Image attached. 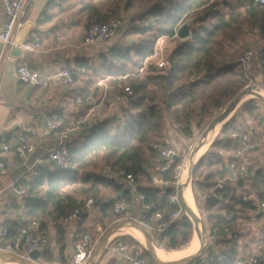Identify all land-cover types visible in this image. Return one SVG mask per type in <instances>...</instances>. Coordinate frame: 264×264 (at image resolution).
Instances as JSON below:
<instances>
[{"label": "trees", "instance_id": "trees-1", "mask_svg": "<svg viewBox=\"0 0 264 264\" xmlns=\"http://www.w3.org/2000/svg\"><path fill=\"white\" fill-rule=\"evenodd\" d=\"M140 2L151 5L145 14L153 17L154 22L151 26L136 27L137 34L141 35L139 42L101 53L96 62L80 59L74 64V68H85L96 79L110 78L115 91L130 87L134 91L130 109L135 113L128 114L130 120L122 126H113L119 119L117 116L96 123L76 141H72L69 144L71 165L68 170H60L48 163L36 167L29 180L17 182V187L29 186L30 191L24 196L23 211L18 220L7 218L0 221V233L3 229L8 230L7 237L2 239L5 248H10L19 230L33 221L40 222L43 234H47L48 224H53L61 243L64 238L60 222L75 209H81L90 198L102 211V224H112L116 220L112 212L114 203L122 199L128 202L133 195L124 189L123 181L106 171V167V175L97 173L100 158L113 173L125 170L132 174L135 178L134 192L138 196L144 195L147 202L156 203L158 210L168 219L179 210V207L168 202L175 190L169 186H154L153 177L173 185L177 181L176 169L181 166V159H175L169 169L162 172L160 167L163 163L159 152L152 147L151 138H163L169 124L184 123L190 118L196 119L197 127H201L215 111L224 109L231 99L245 89L254 76H264V5L256 0H245L243 10L237 8L240 2H230V11L223 6L228 1L224 3L221 0H175L167 4L161 0H108L104 4L89 0L81 8L80 15L91 24L123 20L122 14L134 9ZM191 19L195 22L192 38L177 39L175 36L179 27ZM149 32L152 33L151 38H141ZM159 35H170L177 39L176 47L168 56L166 68L144 76L128 75L127 65L138 68L152 53ZM246 35L253 36L255 45L258 44L248 70L238 63L239 58L247 52L240 55L241 50L248 47L241 44ZM261 42L263 45H259ZM238 45L240 49L236 50L235 46ZM89 93L85 89L81 95L87 97ZM254 103L255 99H250L240 106L193 168L194 190L205 198L210 197L203 200L201 213L205 210L210 214L215 210L218 212L217 215H208L210 236L217 238L216 243L226 242L230 233L236 235L241 213L257 211L258 208L257 201L251 199V192L244 191L242 179L232 183L227 181L230 164L236 161L232 153L239 148V142L232 139L230 134L242 132L241 128L246 126L252 134L257 135V128L248 121H264V113ZM193 132L189 127L184 130L190 138ZM221 181H224V185L219 188ZM145 182L147 185H143ZM262 183L264 171L256 174L252 191L259 193ZM44 186L47 192L46 197L42 198L39 193ZM106 191L124 195L106 203ZM213 192L219 199L212 197ZM8 206L20 212L15 200ZM183 211L170 229L159 235L158 247L175 251L190 242L193 223L185 209ZM225 229L229 233H225ZM122 239L131 247L141 246L132 237ZM50 244L49 241L48 248L42 253L41 263L55 260ZM205 253H208V259H213L212 263L198 257L192 261L193 264H237L240 260L234 249L224 252L226 259L223 262L218 261L212 249L206 247ZM60 257L62 264L70 263L62 247ZM145 257L148 264H157L148 251ZM256 260L257 264H264V245Z\"/></svg>", "mask_w": 264, "mask_h": 264}, {"label": "crops", "instance_id": "crops-1", "mask_svg": "<svg viewBox=\"0 0 264 264\" xmlns=\"http://www.w3.org/2000/svg\"><path fill=\"white\" fill-rule=\"evenodd\" d=\"M88 1L30 0V6L26 16V28L25 31L20 34V37L24 38L32 45L39 43L40 47L36 48L34 51L12 49L10 51V58L2 67L0 77V146L3 138H5L11 146H13L17 142L19 137L23 136L29 143H32L36 147V150L27 159L19 157L14 151L7 155L6 158L12 159L14 161V165L12 167H7L4 170H0V221H4L7 218L11 220H18V216L21 215L23 211L22 209L24 205V197L18 196L14 191L15 187H17V182L21 180H29L36 167H42L48 163L53 164L45 158V154L50 149L54 148L57 145L58 141L55 134L46 128L44 123L45 117L58 116L66 122H71L87 115L89 111L97 105V107L95 108V111L98 112L97 117L95 116L97 119L92 121V118L90 119V121H92V123L95 125L96 123L102 122L106 119H113V116H117L119 117V119L114 122L113 126L118 127L122 126L125 122L123 119H121L123 116L125 117L130 113H135L134 110L130 109V101L127 105H121L114 110L110 109L107 101L101 102L100 98L104 91V86L100 85V82H107V84L111 86L110 78L106 77L104 79L98 80L94 76H92L90 72L85 68H83L85 69V73H82L80 69L74 68V64L77 60L89 59L92 62H96L98 61L99 54L108 52L109 50L116 47L113 44L117 40H111L112 42L105 41L97 43L94 46H86L84 44V38L88 29V22L86 19H83L81 17L80 10ZM5 20L6 16L4 14V6L0 1V23H3ZM108 42H111V44H108ZM124 45L129 44L124 43ZM1 52L2 44L0 43V54ZM20 64L26 65L29 68L49 77H53L59 74L61 71L67 69L77 76L78 83L75 87H66L59 84H51L47 88L29 87L21 83L16 75V68ZM132 69V64H128V74L132 71ZM260 77L261 79L263 78V76ZM262 80L264 81V79ZM85 89L86 91L89 90L90 92L87 97L81 95L82 91ZM262 92L264 93V90H262ZM94 93H97V96H94ZM91 97H93L92 99H94V101H97L96 105H94L92 101L88 100L91 99ZM80 98L83 99V102H79ZM245 101L246 99L241 103H244ZM261 103L264 106V103L262 101ZM237 108L235 110H237ZM197 125L193 130L194 132L197 129ZM220 130L221 127H218L214 132L215 134L217 133L216 137L219 135ZM80 135L82 134L79 133L77 136H75L73 138V142L76 141L80 137ZM192 139L193 137H187L184 133V130H179L177 124H174V126H170L166 129L163 139L160 143L164 146H168L174 149L179 154V158L182 159V156L187 154V148L192 143ZM215 139L213 140V142L215 141ZM256 142L258 143V141ZM235 152L232 153V156H234ZM254 153V171L252 172V175L248 177V182L246 183V185L244 184V182L243 184L244 191L251 192V199L257 201L258 212L252 211L249 213H241V215L248 214L246 218H250L251 216L258 217V215H260L261 212L264 211L260 209L261 199H263L260 191L259 193H255L252 191L253 181L256 174H258V172L264 171V150L257 149ZM0 156H2L1 151ZM39 157L43 159L42 164H37L36 162ZM53 166L56 167L54 164ZM154 178H159L153 177V185L156 186L154 184ZM227 181L232 183L237 182L238 180ZM122 185L125 190L131 191L130 193L133 195L130 201H128L131 205V215L134 217H140L141 215H143L144 211L142 208V203L139 200V196L134 192L135 186L131 187L125 182H123ZM143 185H147V183L145 182L143 183ZM162 186H169L173 188V190L176 189L172 184ZM190 187L191 195H193L192 203L189 202V193H187L186 201L190 206L192 212L197 215V218L200 220V214L199 211H197L200 209H197L195 206V190L192 183ZM46 192L47 188L45 186L42 187L39 196L45 198ZM176 193L177 190H175L174 194ZM109 194L111 195L110 198H113L112 200H117L119 199V197H122L124 195V193L121 192L120 194L109 192ZM180 194L182 195V193ZM207 198L209 197H203V200ZM13 200H15L20 207L19 213L17 209H11L8 206V204ZM112 200L107 199L106 203ZM96 209L99 210L98 214ZM205 212L208 215H217L218 213L216 210L211 214L206 210ZM102 218L103 214L100 207L95 206L90 216H80L69 227H64L61 221L60 226L63 230L62 236L64 238L61 243L58 238V231L55 229L53 224L49 223L45 231L47 234L45 235L48 236L51 243L50 247L55 254V260L53 262L62 264L60 257V249L62 247L64 248V255L66 260L71 263L73 253L75 251V245L82 235L88 233L94 238L95 241L98 242L96 252L91 261V264H124L121 263L117 259V257L106 253L104 252L105 250H103V246L107 242L106 240L111 235V233L107 232V234L103 237L105 232H102ZM97 220L98 222L96 223ZM91 221H93L94 224H90ZM202 223V229L205 228L206 232V247L212 249V251L217 256L225 254V251L234 249L237 253L238 258H240L238 262L242 261L243 264H252V260L257 259L252 258L254 257V255L252 254L251 248L249 247L247 242V237L249 236H244V234H242V232H244L243 229L239 230L238 228L236 235L230 233L226 242L216 243L217 238L209 237L211 223L209 221H207V223H204L202 221ZM208 228L209 231L207 230ZM100 229H102V231H100ZM95 233L96 237L98 235L100 237L96 238ZM145 233L147 234L148 239L157 249L156 252L160 249L161 251H165L172 258V261H170L169 263L179 262L193 256H182L185 249L187 248L185 246H188L193 240L197 241V251L200 248V238L198 234L194 235V226L193 235L190 242L183 246L184 248L181 247L183 248V250L181 248H179L181 250L177 249L179 254L172 256L169 253L172 254L177 251L166 250L162 247L157 246L159 237L157 233L153 231H147ZM114 236L112 238H114ZM128 236L132 237L130 235H122L121 237L129 238ZM153 236H155L154 241H152ZM132 238L136 240L134 237ZM136 241L139 242L138 240ZM140 244L142 247H147V245H144L142 243ZM41 259L42 255L40 257V261Z\"/></svg>", "mask_w": 264, "mask_h": 264}, {"label": "built area", "instance_id": "built-area-1", "mask_svg": "<svg viewBox=\"0 0 264 264\" xmlns=\"http://www.w3.org/2000/svg\"><path fill=\"white\" fill-rule=\"evenodd\" d=\"M4 6V14L6 20L0 23V43L2 44V52L0 54V77L1 70L5 62L10 58V51L12 49H21L26 51H34L36 48L40 47L39 43L35 45L30 44L24 38L20 37V34L25 31L26 28V16L30 6V0H0ZM56 1V0H52ZM228 1V0H224ZM262 5H264V0H256ZM125 23L121 19L111 20L106 23H93L91 24L84 38V44L86 46H94L97 43L116 40L120 37L122 31L124 30ZM178 37V33L176 36ZM166 37H158L155 40L154 48L152 53L146 57L141 65L131 71L128 75L144 76L151 73L161 72L168 65V56L165 45ZM192 35L188 39H191ZM254 59V52L247 51L239 58V65L247 70ZM82 73H85V69H81ZM16 75L21 83L29 87L35 88H47L51 84H59L66 87H75L78 83L77 76L70 70H63L59 74L49 77L29 68L26 65L20 64L16 68ZM264 79V77H263ZM100 85L104 86V91L100 98L101 102L107 101L110 109H117L121 105H127L131 98L134 96V91L130 87H125L115 91L109 84L100 82ZM264 90V86H263ZM88 99L92 101L94 105L97 101L94 99ZM79 102H83V99H79ZM256 107L259 104L254 103ZM93 109L85 116H82L74 121L66 122L58 116L45 117L44 123L46 128L53 132L57 138V145L50 149L46 154L45 158L52 162L60 170H68L71 165V154L69 150V144L73 141V138L79 133L83 134L85 131L91 129L94 124L93 120H96L98 112ZM96 116V117H95ZM93 118V119H92ZM92 119V121H90ZM125 122L130 120V116H123ZM92 123V125H91ZM197 120L190 118L187 122L178 123L177 127L179 130H185L188 127L192 130L195 129L197 125ZM231 138L239 142V148L234 153L236 159L235 162L230 164L229 167V177L227 180H238L248 178L252 175L255 168V161L252 158V154L258 149L259 145L254 141L251 136L245 132H232L230 134ZM192 143L187 148V154L193 153L197 146L196 133L193 132ZM153 149L159 152L160 161L163 163L160 167L162 172L169 169L173 161L179 158V154L172 148L162 145L160 142L154 143L152 145ZM36 150V147L29 143L25 137H19L17 142L11 146L5 138L2 139L0 146V151L2 156H0V170H4L7 167H12L14 161L10 158H6L12 151H14L19 157L27 159ZM186 154V155H187ZM186 155L182 156L185 158ZM37 164H42L43 159L38 158L36 160ZM193 162V161H191ZM179 170L180 166L176 169V182L173 184L177 190L176 194L169 196V204L179 207V210L172 213L168 219L165 218L164 214L158 210L156 203L147 202L144 195L139 196V200L142 203L143 215L140 217H134L131 215V205L126 200H117L113 205V214L116 220L112 223L115 225L111 228L112 231L118 229L122 226L128 227H139L145 232L153 231L158 234V236L164 233L166 230L176 222L183 214L184 202L182 201V195L180 194L181 187L179 183ZM106 171L110 173L113 177L119 178L121 181L127 183L131 187L135 186V178L132 174L127 173L125 170L113 173L111 168L106 166ZM189 176V175H188ZM190 182V178H189ZM154 184L156 186L167 185L161 179L154 178ZM224 181H221L219 188H222ZM260 194L263 197V201L260 203V209L264 210V183L259 186ZM15 193L18 196L24 197L29 194L30 187L22 186L15 187ZM212 197L219 199V196L213 192ZM95 207V200L93 198L88 199L81 209H75L71 214L64 217L62 220L64 227H69L73 224L80 216H90ZM187 214V213H186ZM188 216V215H187ZM110 230L109 233H112ZM102 231V229H100ZM104 233V231H102ZM225 233H229L228 229L224 230ZM216 233V230H214ZM8 230L3 229L0 233V252H8L17 257H20L24 262L29 264H41L40 258L34 260L31 258L30 254L34 251H39L42 253L48 248L49 238L47 235L41 233L40 222L33 221L29 225L21 228L17 235L15 236L13 243L10 248H5L3 246V238L7 237ZM111 236V235H110ZM106 240L103 250L109 253L124 264H148L145 257V252L148 251L147 247H131L128 243L123 241L121 236H116ZM211 238V236H209ZM207 239V238H206ZM97 241L88 234L82 235L75 245V251L73 253L70 264H91V261L95 255L97 248ZM154 246V245H153ZM155 248V246H154ZM203 260L212 263L213 259L209 258L207 254L204 253L200 256ZM226 256L222 254L218 256V261H225ZM175 264H193V262H181ZM237 264H243L242 261ZM252 264H257V260H252Z\"/></svg>", "mask_w": 264, "mask_h": 264}, {"label": "rangeland", "instance_id": "rangeland-1", "mask_svg": "<svg viewBox=\"0 0 264 264\" xmlns=\"http://www.w3.org/2000/svg\"><path fill=\"white\" fill-rule=\"evenodd\" d=\"M107 1L108 0H96L97 3H102V4L106 3ZM161 1H164V3L167 4L169 1H175V0H161ZM221 1H223L225 3L224 0H221ZM236 1L240 2L239 5L237 6V8L243 10V7H244L243 5H244V1L245 0H228V2H226V4L223 5L225 10L226 11H230L231 10V4L236 2ZM230 2H232V3H230ZM150 6H151L150 4H145V3L140 2V3H138V5L134 9L122 14V18H123V21L125 23V27H124V30L122 31L120 37L118 39H116L117 41L114 42V44H113L114 46L120 47V46L124 45V43H128L129 45H133L134 43L140 41L139 40V36H141V35L137 34L136 31H138V30L136 29V27L151 26L153 24V22H154V18L153 17H148L145 14ZM191 20H193V19H191ZM91 23L92 22L88 23V27L90 26ZM194 26H195V22H194V25L191 27V31H192V28ZM151 37H152V33L149 32V34H146L144 37H141V38L148 39V38H151ZM158 37H166L165 38V40H166L165 45H166L167 52H168L167 56H170L172 51L176 47V44H177L176 41H177L178 38L176 39L175 37H171L170 35H159ZM111 42H108V44H111ZM255 42L256 41L254 40L253 36H251V35L244 36L242 38L241 44H242V46L247 45L248 47L245 50L242 49L241 52H240V55L246 50L247 51L251 50L254 53H256L258 44L255 45ZM259 45H263V43L261 42ZM100 49H102V48H100ZM235 49L236 50L240 49V45L235 46ZM132 68H133L132 71H135L133 65H132ZM262 79H261L260 75L259 76H254L252 78V80H250L249 85L245 89H243L235 98L231 99L224 109H220V110L215 111L211 118L206 119L201 124V127H199V126L197 127V129L195 130L196 137L198 138L197 145L201 142L202 139H204L206 133L208 132L209 128H211L213 123L219 117H221V115H223L225 113V111L237 100L238 97L241 96L240 100L242 101V97L245 94H247L249 90H255L260 96L264 97L263 96L264 93L262 92L263 86H264V81ZM98 80H100V79H98ZM250 99H255V101L259 104V106H258L259 111L261 113H264V106L261 103L262 100H260V99H258L257 97L254 96V97H250L246 101H248ZM242 104L243 103H241L239 105L237 110L240 108V106ZM248 123L252 127L255 126V128H257V132H256L257 135L256 134H252L250 129H247L246 126H243L241 128V131L247 132V134H249L251 137H253L254 140L258 141V143H259L258 150H261V149L264 150V121L260 122V120L250 119L248 121ZM170 126H174V124H169L168 128ZM162 139L163 138H154V139L151 138V143L154 144V143L161 142ZM196 148H197V146H196ZM196 148H195V150H196ZM194 151H193V153H194ZM254 155H255V153L252 154V158L255 161ZM191 157H192L191 153H188L185 158L181 159V166H180V170H179V174L180 175H182V173H184L185 170L188 171V174H190L191 169H192V174H193V168H194V165L197 163V159L195 160V158H194L193 162H191L192 161ZM106 166L107 165H106V162L104 161V159L100 158L98 160V166H97V169H96L97 173L101 174V175H106L105 174L106 173L105 172V167ZM143 180H145V179H143ZM242 181L246 185V183L248 182V178H244ZM110 197H111V195L109 194V192L104 193V198L105 199L112 200L113 198H110ZM194 198H195V206H196V208L197 209L203 208L204 207L203 196L201 195V193L198 190H195ZM200 210H198L199 214H200V220L203 221L204 223H207V221H209L208 220V214L205 211H203V213H201ZM96 211H97V214H98L99 210L96 209ZM247 216H248V214L247 215L243 214V215L239 216V219H238L239 230L243 229L244 232H242V234H244V236H249V237H247L248 238L247 242H248L249 247L251 248L252 254L254 255V257H252V258H258V256L260 255V251H261V249H262V247L264 245V211L261 212V214L258 217H253V216L250 215L251 216L250 218H246ZM97 222H98V220L96 221V223ZM90 224H94V222L91 221ZM113 226H115V225H112L109 222L108 223L106 222L104 225L101 224V227L103 228V231L105 232L103 237L107 234V232L108 233L110 232V230H111V228ZM207 230L209 231V228ZM93 232H95V231H93ZM122 235L124 236V234H122ZM122 235H119V236H122ZM95 237H96V233H95ZM97 237H100V236L98 235ZM103 237H101V238H103ZM114 237H116V235ZM154 239H155V236H153L152 241H154ZM183 248H181V249H183ZM181 249H179V250H181ZM175 251H177V252H174V251H167V252H174L172 254L169 253L170 255L179 254L178 250H175ZM41 264H57V263H55V262H51V263L42 262Z\"/></svg>", "mask_w": 264, "mask_h": 264}, {"label": "bare ground", "instance_id": "bare-ground-1", "mask_svg": "<svg viewBox=\"0 0 264 264\" xmlns=\"http://www.w3.org/2000/svg\"><path fill=\"white\" fill-rule=\"evenodd\" d=\"M255 94H258L256 91H254V93H247L242 97V101H244L245 99H249L250 97H254ZM264 96V95H263ZM241 101V102H242ZM240 105V104H239ZM238 105V106H239ZM235 109L233 111H231L229 113V115L227 117H223V115H221V117H219L216 122L213 124L214 129L211 130L212 132H210L208 134V136L204 139V141L202 142L201 147L198 149V152L196 153L195 156V160L202 157L205 152L209 149L210 145L213 143V140L216 137V134L214 133L218 127H223V125L233 116V114L235 113ZM188 171L185 170L184 173H182V175L179 176V183H180V187H181V193H182V201L185 203V205L187 206L188 210L193 214V217H191V220L193 222V226H194V235L198 234L199 238H200V248L197 251V241L193 240L188 246H186L187 248L185 249L184 253L182 254V256H188V255H193L189 258H192L194 256H196L200 250L202 249V245H203V231H202V225L200 223V220L197 218V215H195L190 206L187 203V193H189V202L192 203V196L191 195V187H190V183H189V176H188ZM194 211V210H193ZM198 211V210H197ZM140 234H139V232ZM130 235L132 237H134L136 240H138L140 243L147 245V241H146V237L144 235L143 232H141L140 230L134 228V227H128V226H122L119 227L118 229L114 230L110 236V238L112 239V237L114 235ZM156 248H154V254L156 256V258L164 263V264H175V263H181L182 261H185L187 259H184L182 261L179 262H171L172 258L165 252V251H161L159 249V251L156 252ZM183 250V249H182ZM197 251V252H196ZM195 253V254H194ZM172 256V255H171ZM182 258V257H181ZM168 262V263H167ZM0 263L1 264H18L16 261H12L8 258L5 257H0Z\"/></svg>", "mask_w": 264, "mask_h": 264}, {"label": "water", "instance_id": "water-1", "mask_svg": "<svg viewBox=\"0 0 264 264\" xmlns=\"http://www.w3.org/2000/svg\"><path fill=\"white\" fill-rule=\"evenodd\" d=\"M193 25H194V20H188V21H186L184 24H182V25L179 27V29H178V38L181 39V40L188 39V38L190 37V35H191V27H192ZM254 91H255V90H249L248 93H254ZM255 97H257L258 99L262 100V102L264 103V98H263L262 96H260L259 94H255ZM240 99H241V96L238 97L237 100H236V101H235V102H234V103H233V104H232V105H231V106L225 111V113L223 114V117H224V118L227 117L231 111H233L234 109H236V108L238 107V105H239L240 102H241ZM215 122H216V121H215ZM215 122H214V123H215ZM214 123H213V124H214ZM213 129H214V127H213V125H212L211 128H209L208 132L206 133L204 139L208 136V134H209V133L211 132V130H213ZM204 139L201 140V142L197 145L196 150H195L194 153L192 154V157H191V160H192V161L194 160V158H195V156H196V153L198 152V149L201 147L202 142L204 141ZM189 178H190V185H191V183H192V169H191V172H190V174H189ZM209 198H210V197H209ZM184 207H185V210H186V212H187L188 217L191 219V217H193V214L188 210V208H187V206L185 205V203H184ZM200 223H201V225L203 226V223H202L201 220H200ZM136 228H138L139 230H141V231L144 233V235H145V237H146V241H147V248H148V251L151 253V255L153 256V258H154V260L157 262V264H164V263L160 262V261L156 258L155 254H154V246H153L152 242L148 239V236H147V234L145 233V231H144L143 229L139 228V227H136ZM202 231H203V238H204V241H203L204 245L202 246V249L200 250V252H199L196 256H194V257H192V258H190V259H187V260H185L184 262H188V261L191 262V261H193L194 259L200 257V256L204 253L205 248H206L207 239H206L205 228H203ZM30 256H31L32 259H34V260H38V259L41 257V253H40L39 251H34V252H32V253L30 254ZM0 257H5V258H8V259H10V260H12V261H16L18 264H29V263L24 262V260H22L20 257H17V256H15V255L11 254V253H8V252H0Z\"/></svg>", "mask_w": 264, "mask_h": 264}]
</instances>
